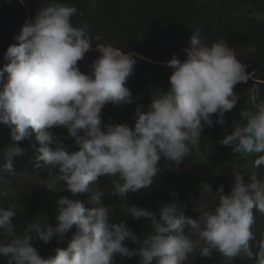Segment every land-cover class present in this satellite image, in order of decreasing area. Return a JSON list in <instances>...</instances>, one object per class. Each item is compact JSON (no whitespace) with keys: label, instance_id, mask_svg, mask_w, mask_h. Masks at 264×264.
<instances>
[{"label":"clouds","instance_id":"9594fccd","mask_svg":"<svg viewBox=\"0 0 264 264\" xmlns=\"http://www.w3.org/2000/svg\"><path fill=\"white\" fill-rule=\"evenodd\" d=\"M20 4L27 8V19L14 37L17 43L7 46L0 70V81H5L0 87V124L9 127L13 141L3 149L0 171L15 175L14 157L23 152L17 144L34 135L39 147L32 165L46 170L47 188L63 184L73 197L90 193L91 207L61 196L56 200L54 226L33 220L22 232L12 223L16 206L0 208V257L6 264H117V256L121 260L136 256L139 264H194L197 255L211 258L213 252L228 264L237 257L264 264V239L257 240L252 230L253 210L264 215V179L255 173L246 181L233 170L231 190L225 194L220 185L210 208L197 201L196 218L185 215L174 201L160 205L158 214L124 203L130 192L152 185L162 159L178 169L190 153L189 145L199 142L205 125L212 126L213 114L217 124L225 123V113L239 99L234 87L253 75L246 72L248 65L235 50L224 41L209 46L200 30H193L189 45L182 49L185 58L173 55L164 62L172 69L169 89L151 90L147 110L135 108L134 126L104 124L101 113L106 104L133 103L126 84L136 64L134 52L110 44L93 47L85 30L71 23L76 8L60 0L39 7L32 18L27 5L22 0ZM89 51L99 55L87 72H81L78 62ZM240 117L219 143L245 157L256 154L252 166L260 168L264 166V102L241 111ZM53 128L66 129L64 139L78 150L68 151ZM105 176L112 178L107 194L117 197L119 214L146 218L149 232L138 236L124 220L112 222L116 206L102 202L105 191L98 186ZM203 185L211 193V186ZM73 227L67 247L56 248L54 256L42 258L33 246L35 239L44 244L53 238L62 240ZM125 240L138 247L129 248Z\"/></svg>","mask_w":264,"mask_h":264},{"label":"trees","instance_id":"16d2710c","mask_svg":"<svg viewBox=\"0 0 264 264\" xmlns=\"http://www.w3.org/2000/svg\"><path fill=\"white\" fill-rule=\"evenodd\" d=\"M28 7L29 18L35 16L39 7L46 6L50 0H22ZM76 8L71 17V23L76 28H83L95 43L112 45L125 52H138L151 58L142 60L134 54L136 64L133 74L127 79L126 87L130 90L133 103L117 107L111 103L102 109L101 119L104 124L126 123L134 126V111L137 105L147 110L151 102V90L167 91L169 75L172 69L165 65L173 55L183 60L185 54L182 49L189 45L192 31L199 29L204 42L209 46L217 41H224L233 48L242 63L248 65L246 72H252V79L247 83H238L234 92L239 99L235 107L225 113V123L217 124L216 114H213L211 127L205 125L198 143L190 144V153L179 165L178 169L171 162H159L161 171L153 178L148 189L136 193H129L126 204H136L158 214L159 206L168 202H177L180 210L191 216L196 202L200 201L205 207H212L216 203L215 195L220 185L227 194L234 183L230 175L238 170L249 180L253 173L258 179H264V166L253 168L256 154L242 156L232 152L229 146L219 143V140L232 131L234 124L241 121L240 112L253 110L255 104L264 102V0H60ZM21 0H0V70L6 63L4 53L9 44L17 43L14 37L19 34L21 26L27 16ZM254 45L255 52H248V47ZM99 55L96 51H89L85 58L78 62L81 72H87L91 62ZM6 80V74H5ZM5 81H0V87ZM203 123V122H202ZM68 151L78 150L70 139H64L66 129L53 128ZM13 144L8 126L0 124V165L3 164L2 152ZM23 152L14 157L15 175L0 171V208H17V215L12 217L17 232H22L33 220L55 225L56 200L65 196L79 199L89 205L90 193L71 196L63 190V184L56 185L49 190V179L44 168L35 169L32 161L37 155L39 147L35 136L18 142ZM166 165H168L166 167ZM41 174L43 182L27 188L22 177ZM41 179V180H42ZM204 183L211 186V193L204 188ZM98 186L105 191L101 198L105 204L116 206V215L110 217L112 222L124 220L138 236L150 231V222L141 217L133 219L131 216L120 215V208L116 196H109L107 192L112 187V178H99ZM178 193L177 197L171 195ZM22 209L21 211H19ZM255 223L253 232L257 240L264 239V215L253 210ZM75 227L62 240L53 238L49 243L33 240V246L42 258L55 255L56 248H66L72 238ZM124 243L129 248L138 247L131 241ZM255 252V249H253ZM117 264H139L138 257H116ZM0 264H6L0 257ZM192 264V263H191ZM194 264H228L219 253L213 252L211 258L196 256ZM231 264H256L255 259L234 258Z\"/></svg>","mask_w":264,"mask_h":264},{"label":"rangeland","instance_id":"374dc122","mask_svg":"<svg viewBox=\"0 0 264 264\" xmlns=\"http://www.w3.org/2000/svg\"><path fill=\"white\" fill-rule=\"evenodd\" d=\"M20 6H22V5L20 4ZM26 9L27 8L25 7V10ZM27 13L28 12H26V14ZM134 54H138V57L140 59H142V60H146V61H150L151 60V58L149 56H146V55H144L142 53L134 52ZM184 58H185V54L183 55V59ZM41 179H42L41 174H39V175L32 174V177H30V176H24V177H22V180H23L24 184L27 186V188L34 187L38 182L40 183V181L43 182V179L42 180ZM191 216H192V218H196L198 216V213L196 211H193L191 213ZM191 263H192L191 261L190 262H186V264H191Z\"/></svg>","mask_w":264,"mask_h":264}]
</instances>
